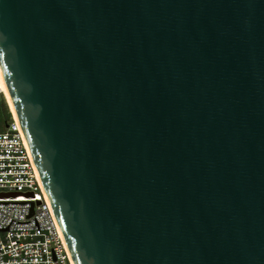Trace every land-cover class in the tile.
Here are the masks:
<instances>
[{
  "label": "water",
  "instance_id": "obj_1",
  "mask_svg": "<svg viewBox=\"0 0 264 264\" xmlns=\"http://www.w3.org/2000/svg\"><path fill=\"white\" fill-rule=\"evenodd\" d=\"M0 66L76 264H264V0H0Z\"/></svg>",
  "mask_w": 264,
  "mask_h": 264
},
{
  "label": "built area",
  "instance_id": "obj_2",
  "mask_svg": "<svg viewBox=\"0 0 264 264\" xmlns=\"http://www.w3.org/2000/svg\"><path fill=\"white\" fill-rule=\"evenodd\" d=\"M0 264H72L27 137L0 130Z\"/></svg>",
  "mask_w": 264,
  "mask_h": 264
},
{
  "label": "bare ground",
  "instance_id": "obj_3",
  "mask_svg": "<svg viewBox=\"0 0 264 264\" xmlns=\"http://www.w3.org/2000/svg\"><path fill=\"white\" fill-rule=\"evenodd\" d=\"M0 92L5 96V99L7 101V104L9 106L11 112H12V116H13L14 120L17 122V124H20V121L18 119V115H17V112H16V108H15V106L13 104L12 98L10 96L7 84L5 82V79H4V76H3V73H2L1 66H0ZM44 188H45V186H44ZM45 191H46V188H45ZM63 235H64V233H63ZM64 238H65V235H64ZM65 241L67 242L66 238H65ZM67 246H68V249H69V252H70V256H71V262H72V264H76L75 261H74L73 255L71 254V251H70L68 243H67Z\"/></svg>",
  "mask_w": 264,
  "mask_h": 264
},
{
  "label": "rangeland",
  "instance_id": "obj_4",
  "mask_svg": "<svg viewBox=\"0 0 264 264\" xmlns=\"http://www.w3.org/2000/svg\"><path fill=\"white\" fill-rule=\"evenodd\" d=\"M2 101L5 105H3ZM7 109L10 112V116L7 115L6 110ZM12 117V112L7 104V101L5 99V96L0 92V130L6 128L7 123L10 121V118Z\"/></svg>",
  "mask_w": 264,
  "mask_h": 264
},
{
  "label": "trees",
  "instance_id": "obj_5",
  "mask_svg": "<svg viewBox=\"0 0 264 264\" xmlns=\"http://www.w3.org/2000/svg\"><path fill=\"white\" fill-rule=\"evenodd\" d=\"M2 103H3V105H5L3 101H2ZM5 110H6V112H7V115L10 116V115H11L10 112H9L7 109H5ZM4 129H5V128H4ZM2 130H3V129H2Z\"/></svg>",
  "mask_w": 264,
  "mask_h": 264
}]
</instances>
